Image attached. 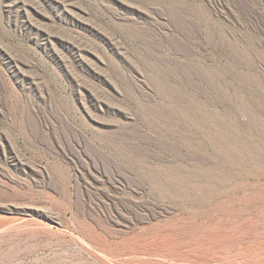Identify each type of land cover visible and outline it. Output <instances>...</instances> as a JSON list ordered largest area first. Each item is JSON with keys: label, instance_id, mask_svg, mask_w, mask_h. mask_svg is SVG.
Here are the masks:
<instances>
[{"label": "rangeland", "instance_id": "rangeland-1", "mask_svg": "<svg viewBox=\"0 0 264 264\" xmlns=\"http://www.w3.org/2000/svg\"><path fill=\"white\" fill-rule=\"evenodd\" d=\"M0 264H264V0H0Z\"/></svg>", "mask_w": 264, "mask_h": 264}, {"label": "bare ground", "instance_id": "bare-ground-1", "mask_svg": "<svg viewBox=\"0 0 264 264\" xmlns=\"http://www.w3.org/2000/svg\"><path fill=\"white\" fill-rule=\"evenodd\" d=\"M188 114V113H187ZM207 121L209 120V119H206ZM197 122V121H196ZM208 123V122H207ZM207 123H205L206 125H207ZM198 124V123H197ZM199 128V127H198ZM209 131V130H208Z\"/></svg>", "mask_w": 264, "mask_h": 264}]
</instances>
